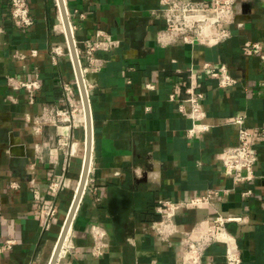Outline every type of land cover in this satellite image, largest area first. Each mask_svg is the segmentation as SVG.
Instances as JSON below:
<instances>
[{"label":"crops","instance_id":"0c3cea01","mask_svg":"<svg viewBox=\"0 0 264 264\" xmlns=\"http://www.w3.org/2000/svg\"><path fill=\"white\" fill-rule=\"evenodd\" d=\"M240 1L243 13L231 39L206 47L159 42L161 0H65L89 95L93 141L87 186L59 264H181L185 233L197 237L198 227L217 213L245 218L227 224L240 264H264V140L257 144L252 181L235 183L221 162L223 150L238 142L233 119L244 115L254 130L264 125V69L257 55L243 51L247 42L264 45V2ZM8 2L0 0V247L9 239L15 244L0 251V264H49L82 175L84 104L78 89L64 96L63 84L74 85L77 78L60 30L58 0H29L31 28L12 20ZM99 29L120 46L96 51L91 60L86 40ZM55 47L63 51L56 61ZM205 62L226 63L239 83L222 89L199 74L210 129L193 133V121L179 103L187 97L189 68ZM36 73L41 89L30 104L26 90L11 88L8 77L31 80ZM46 104L76 107L74 122L37 127ZM54 181L62 183L56 192ZM248 189L253 193L246 197ZM212 191L220 193L207 204L179 205L177 229L167 238L154 230L161 199L183 202ZM51 203L58 212L44 230L42 210ZM102 243L104 253H94ZM226 249L223 242L211 243L203 264H226Z\"/></svg>","mask_w":264,"mask_h":264},{"label":"built area","instance_id":"2783aa9c","mask_svg":"<svg viewBox=\"0 0 264 264\" xmlns=\"http://www.w3.org/2000/svg\"><path fill=\"white\" fill-rule=\"evenodd\" d=\"M264 2V0H262ZM10 16L12 20L23 28H31L35 24V18L31 12L29 0H9ZM164 21V27L158 34L161 44H200L206 47H214L231 39L232 26L240 23L239 15L243 13V5L240 0H213L207 3L203 0H161V7L158 10ZM73 28V25H72ZM1 31V27H0ZM88 44L87 52L91 60L94 59L96 51H109L120 46V40L112 38L105 31L99 29L95 35L86 40ZM78 49V48H77ZM243 51L260 58L264 69V45L261 41H251L245 43ZM61 47L52 50V59L57 60V55L62 53ZM36 51H34V54ZM79 54V50H78ZM21 57H25L21 55ZM80 57V54H79ZM81 61V59H80ZM82 65V64H81ZM83 71V68H82ZM200 73L207 74L217 82V86L222 89L235 87L239 83L229 66L226 63L205 62L196 66L192 65L188 70L189 86L187 97L179 103V110L184 115L192 119L193 133L207 131L210 125L204 123L207 116L204 107L205 94L201 84L197 81ZM8 84L13 89H25L27 99L30 104L36 102L37 93L41 89L39 73L31 80H22L14 76L8 77ZM153 87V85H148ZM64 96L69 98L76 89H79L78 82L64 83ZM171 100H176V95H170ZM77 108L69 105L46 104L37 115L36 126L44 124L62 126L71 124L76 118ZM236 126L238 142L235 145L225 148L222 152L221 162L224 173L231 177L235 183L249 182L255 177V168L259 162L257 144L264 140V125L258 129H251L246 125V118L240 115L231 121ZM13 187L18 186L12 183ZM62 183L54 181L51 188L58 191ZM226 191V190H224ZM220 191H212L203 195L193 196L189 201L174 202L161 199L156 205V210L161 214V220L154 222V230L167 238L168 235L177 229L174 217L178 212L179 205L186 207H197L209 203ZM252 190L243 192L244 196L252 195ZM1 212V204H0ZM57 207L54 203L46 206L42 210V228L49 229L53 218L57 215ZM242 216L233 214L217 213L206 220L205 224L199 226L198 236H193V232H186L183 242V262L181 264H203V257L206 248L213 242H223L226 244V264H240L242 261L240 248L235 237L227 229L230 222H243ZM15 240H6L2 249H11ZM104 243L102 249L95 247L94 253H104ZM59 264V263H57Z\"/></svg>","mask_w":264,"mask_h":264},{"label":"water","instance_id":"95a60500","mask_svg":"<svg viewBox=\"0 0 264 264\" xmlns=\"http://www.w3.org/2000/svg\"><path fill=\"white\" fill-rule=\"evenodd\" d=\"M58 6L63 18V22L66 29V37L69 45V50L71 53L72 61L75 67V73L77 82L79 85V89L82 95L83 104H84V110H85V117H86V130H87V137H86V155L84 158V165L82 170V175L80 178V182L74 197V200L72 202V205L70 207V210L68 212V215L66 217L65 223L62 227L60 236L58 238L56 247L54 249L53 256L51 258V261L49 264H57L58 263V256L60 254V250L62 248V244L64 241V238L66 236V233L69 229V227H72L74 218L76 216L77 210L79 208L80 202L82 200V197L85 193V189L88 182L89 177V170H90V163H91V156H92V141H93V135H92V116H91V108H90V101H89V95L84 79V74L82 71V65L80 61V57L78 54V49L75 41L74 31L72 28V23L70 21L69 11L66 6L65 0H58Z\"/></svg>","mask_w":264,"mask_h":264},{"label":"bare ground","instance_id":"6f19581e","mask_svg":"<svg viewBox=\"0 0 264 264\" xmlns=\"http://www.w3.org/2000/svg\"><path fill=\"white\" fill-rule=\"evenodd\" d=\"M60 30L64 33V35L66 36V29H65V25H64V23H62V24H60ZM82 121H83V123H85V120H86V117H85V110L83 109V111H82ZM81 150H82V154L81 155H83V156H85L86 155V146H85V149H84V145L83 146H81ZM79 149H80V147H79ZM70 230H71V227H69V229H68V231H67V233H66V236H65V238H64V241H63V244H62V248H61V250H60V254H59V256H58V259H59V261L58 262H60L61 260H63L62 258H64L65 256H66V254H67V251H65L64 250V248H65V245H66V240H67V238H68V235H69V233H70ZM69 239V238H68ZM68 244V243H67ZM65 260V259H64Z\"/></svg>","mask_w":264,"mask_h":264},{"label":"rangeland","instance_id":"374dc122","mask_svg":"<svg viewBox=\"0 0 264 264\" xmlns=\"http://www.w3.org/2000/svg\"><path fill=\"white\" fill-rule=\"evenodd\" d=\"M81 114H82V113H81ZM69 235H70V233H69ZM69 235H68V238H70ZM68 238H67V240H66V245H65V248H64V250L67 251V252H68L67 247L69 246V243H70V239H68ZM67 243H68V244H67Z\"/></svg>","mask_w":264,"mask_h":264}]
</instances>
